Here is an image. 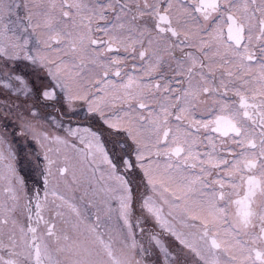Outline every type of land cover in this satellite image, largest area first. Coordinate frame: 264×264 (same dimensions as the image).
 Returning a JSON list of instances; mask_svg holds the SVG:
<instances>
[{
  "label": "snow or ice",
  "instance_id": "1",
  "mask_svg": "<svg viewBox=\"0 0 264 264\" xmlns=\"http://www.w3.org/2000/svg\"><path fill=\"white\" fill-rule=\"evenodd\" d=\"M0 100V264H264V0H0Z\"/></svg>",
  "mask_w": 264,
  "mask_h": 264
},
{
  "label": "rangeland",
  "instance_id": "2",
  "mask_svg": "<svg viewBox=\"0 0 264 264\" xmlns=\"http://www.w3.org/2000/svg\"><path fill=\"white\" fill-rule=\"evenodd\" d=\"M8 2H11V0H5V3H8ZM15 2H20V0H15ZM24 2H29V0H24ZM35 2H39V0H35ZM21 11V10H20ZM32 11H36V9H32ZM0 103H4L3 100H0ZM9 131H11V129H9ZM11 140H13L14 142V151H12L13 147L10 145L11 143L8 142L4 145V153L5 155L7 156L8 155V152H9V149H11V151L15 154L14 156V160H13V163L15 164V167L17 168V164H22V162H25V161H22V160H19L18 159V156H19V153L21 150H23V147H22V144H23V141L20 139V138H13L11 137ZM10 143V144H9ZM29 157V160H31V157L29 155H26ZM11 161V159H10ZM8 161H5V163H7ZM27 166L24 167V168H27V170H30L31 167H32V164H31V161L30 162H27L26 164ZM2 164H0V168H2ZM22 168H23V164H22ZM19 173V172H18ZM20 174V173H19ZM21 176H25V173L23 172V175L20 174Z\"/></svg>",
  "mask_w": 264,
  "mask_h": 264
},
{
  "label": "flooded vegetation",
  "instance_id": "3",
  "mask_svg": "<svg viewBox=\"0 0 264 264\" xmlns=\"http://www.w3.org/2000/svg\"><path fill=\"white\" fill-rule=\"evenodd\" d=\"M20 15L21 16H24V15H26V12L23 9H21ZM8 142L11 143V144L10 143L9 144L13 147L12 151H14V142H13V140H11V136L8 137ZM26 155H28L27 151H25L24 149L20 151L19 156H18V159L19 160H22V161H25V162H22L23 168H22V164H20V163L17 164V170H18V172L20 174L23 175V172H24L25 173V176H29L30 177V170H27V168H24V167L27 166L26 165L27 162H30L31 161V160H29V157L26 156ZM10 159H11V162L13 163V160L14 159H12V158H10Z\"/></svg>",
  "mask_w": 264,
  "mask_h": 264
}]
</instances>
